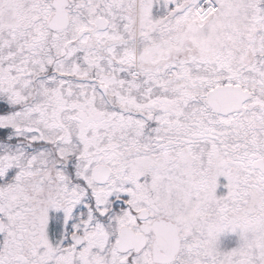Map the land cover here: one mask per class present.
Listing matches in <instances>:
<instances>
[{
  "label": "snow or ice",
  "instance_id": "snow-or-ice-1",
  "mask_svg": "<svg viewBox=\"0 0 264 264\" xmlns=\"http://www.w3.org/2000/svg\"><path fill=\"white\" fill-rule=\"evenodd\" d=\"M0 264H264V0H0Z\"/></svg>",
  "mask_w": 264,
  "mask_h": 264
}]
</instances>
